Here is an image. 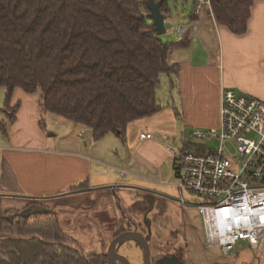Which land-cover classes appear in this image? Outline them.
<instances>
[{
    "label": "trees",
    "instance_id": "16d2710c",
    "mask_svg": "<svg viewBox=\"0 0 264 264\" xmlns=\"http://www.w3.org/2000/svg\"><path fill=\"white\" fill-rule=\"evenodd\" d=\"M146 1L0 0L5 107L16 88L38 93L43 112L87 129L92 140L108 134L124 140L129 123L160 109V77L177 72L170 54L191 41L188 33L175 42L162 41L148 18ZM153 1H162L160 11L167 18L165 0ZM255 1L211 0L213 19L242 35ZM17 107L11 108V119ZM86 187L83 182L71 190ZM37 205L24 208H42ZM135 212L145 215L148 210ZM11 215L0 205V258L10 264H109L105 254H83L60 229L54 212ZM119 228L113 238L124 232Z\"/></svg>",
    "mask_w": 264,
    "mask_h": 264
},
{
    "label": "crops",
    "instance_id": "0c3cea01",
    "mask_svg": "<svg viewBox=\"0 0 264 264\" xmlns=\"http://www.w3.org/2000/svg\"><path fill=\"white\" fill-rule=\"evenodd\" d=\"M203 14L206 15L190 17L192 29L186 32L190 45L170 54V63L177 65V72L162 76L167 83V105L126 127L123 141L126 157L119 162L129 175L123 178L112 176V171L104 172L103 164L110 163L113 150L120 149L116 135L108 134L94 141L87 129L76 125L70 128V139L65 142L60 143L55 134L47 138L38 130V93L14 89L10 102L18 107L10 124L12 138L10 145L0 147L1 208L6 199L14 197L20 199L19 204L26 202L22 204L25 207L38 203L42 208L54 210L65 203L61 202L65 197L94 195L97 191L113 189L122 181L130 185L125 189L152 193L144 190L157 185L163 167L170 163V154L161 139L162 128L172 126L179 128L178 132L187 128H216L223 90H233L264 103V0L252 4L247 30L242 35L233 34L213 17ZM33 129L38 131L37 136H31ZM142 134H149L150 138L141 139ZM83 182L85 189L71 190ZM43 202L45 207L41 205ZM58 223L64 224L60 228L65 233L69 223L60 217ZM245 247L248 248L246 244ZM172 255L160 253L159 256Z\"/></svg>",
    "mask_w": 264,
    "mask_h": 264
},
{
    "label": "rangeland",
    "instance_id": "374dc122",
    "mask_svg": "<svg viewBox=\"0 0 264 264\" xmlns=\"http://www.w3.org/2000/svg\"><path fill=\"white\" fill-rule=\"evenodd\" d=\"M194 1L165 0L169 15L164 23L166 32L159 36L162 41H177L179 38L178 27H184L190 32L192 29L190 17ZM203 15L206 14L200 16ZM197 17L193 16L192 18ZM166 88L167 83L161 76L160 86L157 89V103L160 107H165L168 103V96L165 95ZM5 93V88L0 86V122L3 124L0 126V147L10 145L13 133L10 130L12 120L10 114L13 103L10 102V107H5ZM39 112V132L47 138L55 134L60 143L70 139L68 133L70 128L76 124L45 113L41 109ZM175 117L179 119L177 112H175ZM166 125L165 123V128ZM196 130L203 131L199 128H187L178 132L179 128L172 126L170 129H161L163 131L162 137H164L161 139H163L170 154V163L163 167L158 176L157 185L147 188L152 193L125 189L124 186L130 185H125V182L122 183V181L115 184L116 187L113 189L97 191L94 195L65 197L61 201L62 203L65 202L64 204L53 208L58 218L60 217L64 222L69 223L65 233L76 243L83 254H107L118 226L120 227L119 231H135L137 226L141 233L143 232L146 237L148 236L152 259L160 257V253H167L173 254L172 256H175L180 264H264V247L256 254V252L246 248L245 243L240 242L235 247L236 249L227 256H223L218 247H207L204 238L203 219L198 210L193 206L181 204V200L192 205L202 204L204 200L186 190L182 192L178 190L176 163L173 161L174 151L181 150L185 144L203 146L210 150L217 149L218 146V141L215 139H196L193 135ZM37 133L38 131L33 129L31 136L34 134L37 136ZM116 140L120 145L119 152L113 150L110 163L103 164L104 172L112 171L111 175L117 176L118 171H124L125 176H127L129 174L124 170V165L119 162V159L126 157V150L123 148V141L125 140L118 137ZM90 196L94 197L91 198ZM82 198L87 199L82 200ZM19 200L14 197L6 199L2 209L5 211L13 210L15 208H10L13 206L18 207L16 210H21L27 203L19 204ZM67 203L74 205V207H68L65 205ZM41 205L45 207L46 203L43 202ZM138 208H147L148 213L145 215L138 214V210V213L135 212ZM63 225L61 224L60 227ZM117 253L126 257L130 264H143L140 247L134 242L124 243L119 247Z\"/></svg>",
    "mask_w": 264,
    "mask_h": 264
},
{
    "label": "built area",
    "instance_id": "2783aa9c",
    "mask_svg": "<svg viewBox=\"0 0 264 264\" xmlns=\"http://www.w3.org/2000/svg\"><path fill=\"white\" fill-rule=\"evenodd\" d=\"M203 13L213 17L211 0L194 1L192 16ZM186 32L178 27L179 37ZM193 135L198 140L215 139L218 146L210 150L191 145L189 151H174L178 190L204 200L181 204L198 210L207 247H218L227 256L241 242L257 254L264 246V103L223 90L218 126ZM118 175L123 178L125 172Z\"/></svg>",
    "mask_w": 264,
    "mask_h": 264
},
{
    "label": "water",
    "instance_id": "95a60500",
    "mask_svg": "<svg viewBox=\"0 0 264 264\" xmlns=\"http://www.w3.org/2000/svg\"><path fill=\"white\" fill-rule=\"evenodd\" d=\"M161 4H162V1H158V2H154L153 0L146 1L147 9L149 11L148 18L153 23L154 31L157 36H161L165 34L166 32L165 25H164L166 18L164 14H162L160 11ZM144 191L150 192L149 190H144ZM42 211L45 212L46 210L37 209L30 213L20 214V216L28 217L30 215L37 214ZM147 238L148 236L146 237L142 233L137 232V231H125L121 233L120 235H118L112 240L109 246V249L107 252L109 263L111 264H130L129 260L126 257L121 256L117 253V249L120 244H123L126 242H134L140 247V250L142 252V257H143L142 263L152 264L151 252H150V247L148 245ZM158 263L159 264H180L178 259L175 258V256L160 258L158 260ZM0 264H10V263L4 259H0Z\"/></svg>",
    "mask_w": 264,
    "mask_h": 264
},
{
    "label": "flooded vegetation",
    "instance_id": "af4514ba",
    "mask_svg": "<svg viewBox=\"0 0 264 264\" xmlns=\"http://www.w3.org/2000/svg\"><path fill=\"white\" fill-rule=\"evenodd\" d=\"M37 206H39V205H37ZM41 207V206H40ZM37 209H44V210H46V211H51V212H54L55 213V211L54 210H50V209H48V208H22L21 210H17L16 211V209H13V210H9L10 212H13V215H11L10 217H13V216H15V215H18V216H20V214H26V213H30V212H32V211H34V210H37ZM40 213V212H39ZM56 214V213H55ZM34 215V214H33ZM30 216H32V215H30ZM30 216H28V217H30ZM56 216H57V214H56ZM20 217H24V216H20ZM57 219H58V217H57ZM148 225V224H147ZM60 226V225H59ZM61 229V228H60ZM62 230V229H61ZM135 231H137V232H140L139 230H138V228H137V226L135 227ZM125 232V231H124ZM141 233V232H140ZM142 234L144 235V236H146L143 232H142ZM138 246V245H137ZM161 254H163V253H161ZM105 255H107V254H105ZM162 257H164V256H160V257H158L157 259H152V257H151V262H152V264H159L158 263V260L160 259V258H162ZM108 258V257H107ZM1 259V258H0ZM108 263H109V259H108ZM110 264V263H109Z\"/></svg>",
    "mask_w": 264,
    "mask_h": 264
}]
</instances>
